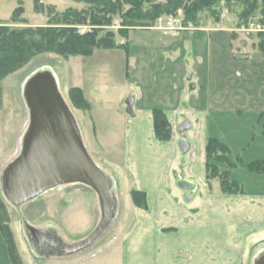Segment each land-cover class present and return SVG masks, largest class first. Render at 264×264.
Instances as JSON below:
<instances>
[{
  "label": "crops",
  "instance_id": "1",
  "mask_svg": "<svg viewBox=\"0 0 264 264\" xmlns=\"http://www.w3.org/2000/svg\"><path fill=\"white\" fill-rule=\"evenodd\" d=\"M133 31L152 32L149 36L152 38L151 46L146 44L148 48L133 54L130 39ZM197 31L186 32L189 34L183 40L189 38L190 47L183 49L175 45L176 37L182 36L179 32L153 27L128 31L127 59L135 66L129 77L136 86L137 98H132L130 114L136 118L124 140L123 162L128 191L144 192L148 206L137 209L134 230L126 231L123 236V250L125 254L128 252L124 264H132L134 258L129 250L136 247L142 251L137 264H178V249H184L187 264H264V174L247 168L250 162L264 160V103H261L264 100V49L255 48L247 51V55L241 51L238 56L232 51L230 42L227 44L225 39L219 38L224 34L217 33V48L211 50L209 61L206 56L210 52L205 50L204 42H200L198 37L206 33ZM146 51L156 54L155 62L162 66L160 64L154 70L155 62L150 61L152 65L142 63L145 56L150 60L154 58ZM225 62L230 63V68L223 65ZM161 71L166 82L161 86V97L155 99L153 93L159 86L156 75ZM163 78L164 75L158 77L161 81ZM224 82L226 90L222 87ZM231 82L232 88L229 86ZM256 89L260 91L257 94ZM207 98L213 100L208 101ZM154 108L162 109L181 138L190 140L182 178L191 182L193 189L198 185V189L195 195L193 189L190 191L193 202L186 207L166 186L164 173L170 167L169 151L174 147V140L156 138ZM184 122L188 127L179 132L178 127ZM209 136L219 138L228 146V157L236 164L231 168L219 167L228 170L230 178L238 181L244 192L222 193L217 181L213 182V185L217 183V190L212 186L213 189L208 191L205 144ZM145 141L150 142L155 152L152 170L149 169L150 164L140 166L137 162L140 157L137 153L142 151ZM175 156L172 154L173 159ZM179 179L178 176L177 181ZM131 200L128 192L126 210L132 211ZM175 228H179L181 233L178 241ZM23 233L36 259L57 260L60 257V264H74L63 259L70 254L54 256L53 246L41 243L39 237L34 238L33 244L25 230ZM132 236L137 237V242L134 243ZM61 240V243H72L62 235ZM0 249V255L6 254L7 262L10 261L4 241ZM101 254L105 256V251ZM83 260L81 257L79 261ZM23 262L28 264L26 259Z\"/></svg>",
  "mask_w": 264,
  "mask_h": 264
},
{
  "label": "rangeland",
  "instance_id": "2",
  "mask_svg": "<svg viewBox=\"0 0 264 264\" xmlns=\"http://www.w3.org/2000/svg\"><path fill=\"white\" fill-rule=\"evenodd\" d=\"M38 1L39 10H36L34 0H22L23 12L17 22H11V14L17 6V0H0V24H6L13 29L27 26L33 28L48 25L60 26L64 23L60 19V13L69 8L77 10L86 8L85 3L74 0ZM153 2L164 3L166 0H153ZM258 2L262 4L261 0H258ZM240 3V0H219L213 5L215 7L212 10L198 12V23L196 25L184 24L183 11L177 10L173 14L160 15L149 26H132L129 27L128 31L135 28L153 27L169 32H179L182 36L176 37L175 45L183 49L190 47L191 40L189 38L183 40L189 34L186 32L198 29L197 32L206 33L199 34L198 37L201 40L200 42H204L203 47L205 50L210 52L206 56L209 61H211V50L217 48V33H222L224 34L223 37L219 35V38L225 39L227 44L230 42V47L235 54L239 56V52L245 51L247 55V51H252L255 48L260 49V45L264 46V18L258 11H255L241 19L239 14L244 6ZM125 8L127 9V6ZM169 19L173 20L172 28L166 24ZM121 24V16L116 14L112 17V25L106 26L107 29L104 27L103 30H112L115 33V40L119 44H124L127 37L119 33ZM75 27L79 33H84L92 26L78 24ZM150 34L152 32L149 31H133L131 33L130 39L133 43L131 51L133 54L140 53L144 48H148L146 44L149 47L151 46L152 38L149 37ZM140 38L142 39L141 43L139 42ZM213 38L216 44H214ZM218 44L221 48L220 43ZM147 54L152 55L154 58L150 60L145 56L142 63L152 65L150 61L155 62L157 59L156 54H149L148 52ZM127 58V49L123 46L109 49L96 48L90 55H77L67 59L55 53L44 52L32 57L23 66L8 73L0 80V205L2 207V211L0 210V226L2 225L4 234L2 236L0 232V244L5 239L10 245L13 243L15 253L20 258L21 263L23 259H26L28 264H60V257L57 260L55 258L42 260L34 257L32 250H29L23 233V218L31 226L42 229L50 235L57 237L62 235L65 240L72 242L82 240L88 236L101 219V207L97 193L80 182H68L50 187L27 201V203H23L19 208L9 202L2 192L4 172L8 165L20 156L31 128L30 109L24 95L25 82L31 75L44 71L45 68H51L56 75L60 92L76 122L88 156L112 181L116 205L114 216L107 229L95 238L89 246L63 259L66 262L68 260L70 263L74 262V264H124L125 255H128V252L125 254L123 250V236L126 231L134 230L133 227H135L137 221V209H143L137 207L132 200V211L125 208V206L128 207V192L131 199L133 189L128 191L126 166L123 162L124 140L136 118L127 110L126 101L129 98H137V95H135L137 93L136 86L131 83L129 77L130 71L135 66L132 62L129 63ZM216 59L215 57L214 60ZM221 63L222 61H220ZM160 64L156 61L153 64V69L155 70V67ZM223 65L230 68V63L225 62ZM262 71L264 76V67ZM159 73L156 75V82L159 83V86L153 93L155 99L161 97L159 95L162 92L161 86L166 82L165 74L162 71ZM159 75H164L163 81L158 79ZM136 79L139 83L142 82V79ZM225 82L222 87L226 90ZM229 86H232V82ZM71 87H82L83 98L88 105L87 108H82V103H76L74 99L70 98L69 89ZM257 92L260 91L256 89L255 93L257 94ZM165 98L167 99V96ZM207 100L212 101L213 98H207ZM261 103H264V100ZM168 123L170 128V138L168 140H174V147L169 151L170 167L164 173V178L169 191L176 193L180 202L186 207V204H192L193 201L191 199L185 200L189 194L185 195L184 191L177 185L178 176L184 175V163L181 161V156L179 157V149L175 144L176 139L181 138V134L173 129L170 121ZM144 144L142 151L137 153L140 156L137 162L140 166L150 164L149 169L152 170L155 156L154 148L148 141H145ZM172 154L176 155L175 159H173ZM220 165L228 166L225 163ZM213 182H216V180L210 182L211 189L214 186L216 191L218 182L214 185ZM197 186L192 190L194 195L198 189ZM137 199L139 205H142L143 196L139 194ZM175 229L178 241L181 233L179 228ZM173 230L172 228L171 231ZM131 239L134 240V243L137 242V237L132 236ZM102 251H105V256H102ZM129 251L131 252L129 254L134 258L132 264H137L142 252L141 249L136 247ZM91 254L93 255L90 256ZM6 256V254L4 256L0 255V264L8 262V264H11L9 260L7 262ZM81 257L84 259L83 261H79ZM177 258L178 264H187L184 249H178Z\"/></svg>",
  "mask_w": 264,
  "mask_h": 264
},
{
  "label": "trees",
  "instance_id": "3",
  "mask_svg": "<svg viewBox=\"0 0 264 264\" xmlns=\"http://www.w3.org/2000/svg\"><path fill=\"white\" fill-rule=\"evenodd\" d=\"M86 4V8L67 9L60 13V19L64 23L60 26L24 27L20 29L10 28L6 24H0V80L2 77L20 68L32 57L44 53H55L65 59L77 55H90L96 48H115L123 46L127 49V42L119 44L115 40L112 30L104 31V27L112 25V17L116 14L121 16L120 35L127 37L129 27L149 26L156 18L163 14H173L182 10L184 24L196 25L198 12L213 9L219 0H166L164 3H155L153 0H74ZM230 1V0H226ZM244 6L239 17H247L258 11L264 18V0L262 4L258 0H240ZM35 9L39 10V1L34 0ZM127 6V9L124 7ZM23 12L22 0H17V6L11 14V22H17ZM78 24H89L92 27L79 33L75 27ZM107 29V28H106ZM260 49H264L260 45ZM69 96L76 103H82V108H87L82 90L78 87L69 89ZM153 127L158 140L170 138V128L167 118L160 108L153 109ZM206 153V183L208 191L211 190L210 182L216 180L222 193L244 192L241 184L230 178L228 170H221L218 165L225 163L228 168L234 167L228 157L229 148L219 138L209 136L205 144ZM218 164V165H217ZM247 168L253 172L264 174V160L253 161L247 164ZM143 196V204L139 205L137 196ZM146 194L139 190L131 191V198L137 207L146 208ZM0 205V210H1ZM2 211V210H1ZM3 234L2 225L0 226ZM5 238L3 237V240ZM10 261L13 264H22L15 253L14 244L4 240Z\"/></svg>",
  "mask_w": 264,
  "mask_h": 264
},
{
  "label": "water",
  "instance_id": "4",
  "mask_svg": "<svg viewBox=\"0 0 264 264\" xmlns=\"http://www.w3.org/2000/svg\"><path fill=\"white\" fill-rule=\"evenodd\" d=\"M24 95L30 109L31 128L20 156L4 172L2 192L9 202L19 208L40 192L58 184L80 182L93 189L99 198L101 219L82 240L61 243L60 236L31 226L23 218V227L30 242L34 244L36 237H39L41 243L53 246L54 256L71 255L89 246L107 229L116 208L115 190L111 179L88 156L51 68L31 75L25 82ZM126 102L127 110L131 113L132 98ZM187 127L188 123L184 122L178 131L182 132ZM176 144L181 161L185 163L190 140L182 137ZM182 176H179L177 185L189 194L186 196V200H189L193 184Z\"/></svg>",
  "mask_w": 264,
  "mask_h": 264
},
{
  "label": "built area",
  "instance_id": "5",
  "mask_svg": "<svg viewBox=\"0 0 264 264\" xmlns=\"http://www.w3.org/2000/svg\"><path fill=\"white\" fill-rule=\"evenodd\" d=\"M172 23H173V20H172V19H169V20L166 22L167 26L170 27V28L173 27Z\"/></svg>",
  "mask_w": 264,
  "mask_h": 264
},
{
  "label": "bare ground",
  "instance_id": "6",
  "mask_svg": "<svg viewBox=\"0 0 264 264\" xmlns=\"http://www.w3.org/2000/svg\"><path fill=\"white\" fill-rule=\"evenodd\" d=\"M34 234L36 235V236H38V234L36 233V232H34ZM48 238V237H47Z\"/></svg>",
  "mask_w": 264,
  "mask_h": 264
}]
</instances>
